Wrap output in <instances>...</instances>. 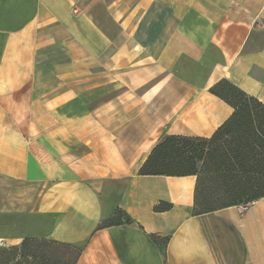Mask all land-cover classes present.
Segmentation results:
<instances>
[{"label":"crops","instance_id":"crops-1","mask_svg":"<svg viewBox=\"0 0 264 264\" xmlns=\"http://www.w3.org/2000/svg\"><path fill=\"white\" fill-rule=\"evenodd\" d=\"M224 79L264 103V0H0V242L71 243L80 264H264V196L197 214L196 175L139 173L163 136L232 117ZM117 208L134 223L105 226Z\"/></svg>","mask_w":264,"mask_h":264},{"label":"trees","instance_id":"trees-1","mask_svg":"<svg viewBox=\"0 0 264 264\" xmlns=\"http://www.w3.org/2000/svg\"><path fill=\"white\" fill-rule=\"evenodd\" d=\"M212 91L235 109L213 138L165 135L139 170L142 175H196L197 214L264 196V103L228 79L220 81ZM230 136H236L239 142L226 146L224 141ZM253 193L256 195L252 200L242 201ZM223 198L229 202L212 205L213 200ZM170 207L169 203H162L156 208ZM132 223L134 219L121 208L104 221L105 226ZM38 240L25 238L19 246L0 243V264H56L51 256L25 251L28 243Z\"/></svg>","mask_w":264,"mask_h":264},{"label":"rangeland","instance_id":"rangeland-1","mask_svg":"<svg viewBox=\"0 0 264 264\" xmlns=\"http://www.w3.org/2000/svg\"><path fill=\"white\" fill-rule=\"evenodd\" d=\"M213 136L214 134L209 137H201V138L211 140ZM195 142L201 143V141L199 140H196ZM238 142L239 141L236 136L227 137L226 141H224L226 146H229L228 143H234L233 145H235ZM26 190H27L26 186L24 185V191ZM254 195H256V193L247 195L242 198V201L244 202L246 199L252 200L254 198ZM11 202L14 203L15 198H9L8 196L4 198H0V208L11 207L9 206ZM227 202L229 201L224 198L217 199V200H213L212 205L216 207L219 205H223L224 203H227ZM13 242L14 243H11L9 246H12V245L19 246L21 244V242H16V241H13ZM25 251L36 253L38 256H42V255L47 256V257L51 256L52 259L57 261L56 264H80L81 249H79L77 246L71 243L59 242L55 240H38L32 243H28L25 248ZM19 252H21V250Z\"/></svg>","mask_w":264,"mask_h":264},{"label":"built area","instance_id":"built-area-1","mask_svg":"<svg viewBox=\"0 0 264 264\" xmlns=\"http://www.w3.org/2000/svg\"><path fill=\"white\" fill-rule=\"evenodd\" d=\"M255 201H250V202H247V203H242V204H239V209L241 212H244L246 211L247 209H249V207L251 205L254 204ZM1 244H5L3 241L0 242Z\"/></svg>","mask_w":264,"mask_h":264}]
</instances>
